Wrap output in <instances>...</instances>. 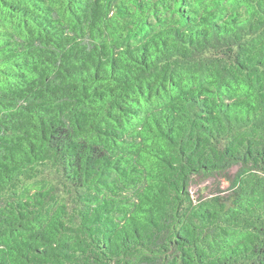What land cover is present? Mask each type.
Segmentation results:
<instances>
[{
    "label": "clouds",
    "instance_id": "9594fccd",
    "mask_svg": "<svg viewBox=\"0 0 264 264\" xmlns=\"http://www.w3.org/2000/svg\"><path fill=\"white\" fill-rule=\"evenodd\" d=\"M37 4L0 30V264H264V0Z\"/></svg>",
    "mask_w": 264,
    "mask_h": 264
},
{
    "label": "trees",
    "instance_id": "16d2710c",
    "mask_svg": "<svg viewBox=\"0 0 264 264\" xmlns=\"http://www.w3.org/2000/svg\"><path fill=\"white\" fill-rule=\"evenodd\" d=\"M114 4H118L119 0H113ZM4 7L8 8V14L5 15L2 11H0V30L4 31V34L9 36V37H17L18 38V33L20 31V29H23V31L29 36H37L38 34L36 33L35 29H33L31 27L32 24H36V27L39 28L41 27L40 24L37 23L36 20V15L35 13L32 12L33 8H37L38 9V4H37V0H12L11 3L8 2V0H4ZM39 10V9H38ZM71 11V9H70ZM110 11H114V10H110ZM126 11V9H125ZM17 17H19V19H17ZM77 22H79V17H74ZM47 23L51 26V21H47ZM49 30L45 29V39H49ZM20 43H24V41L19 40ZM37 43H39V40L37 39ZM145 51H147L145 49ZM17 67H19V65H16ZM114 68H115V63H114ZM66 71H68L66 69ZM71 71L74 70H70V74ZM13 75L23 81L24 77H23V73H13ZM99 78V76L97 77ZM48 78H45V82H47ZM93 94L97 95V97H99L101 94L99 93V90H93ZM11 98L3 93H0V102H4V101H8ZM84 99H88L87 94H85ZM17 125H14V127H16ZM59 131V128H58ZM96 131L98 133L102 132L103 130L100 129L99 127H97ZM44 134V130L42 129V135ZM50 135V134H49ZM33 149L35 148V145H32ZM93 153H96V149L93 148ZM102 155V154H101ZM87 163L89 164V166H92L94 164V160L92 157H89V160L87 161ZM200 179V177L198 176H192L190 177L191 180V184L197 180ZM17 209L20 210L21 209V205L17 204L16 205ZM0 219H3V217H0ZM21 219H23V216L21 215ZM5 222H7L5 220ZM65 247H67V245H65ZM264 251V250H262Z\"/></svg>",
    "mask_w": 264,
    "mask_h": 264
},
{
    "label": "rangeland",
    "instance_id": "374dc122",
    "mask_svg": "<svg viewBox=\"0 0 264 264\" xmlns=\"http://www.w3.org/2000/svg\"><path fill=\"white\" fill-rule=\"evenodd\" d=\"M199 180H200V179H197V180H195V181L192 183V188H191L192 191H195V188H196V187H200L201 190L203 189L204 185H203L202 183H201V184H198V183H197Z\"/></svg>",
    "mask_w": 264,
    "mask_h": 264
}]
</instances>
